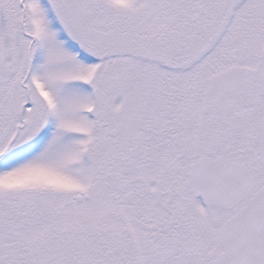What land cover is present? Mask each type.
<instances>
[{
	"label": "snow or ice",
	"instance_id": "1",
	"mask_svg": "<svg viewBox=\"0 0 264 264\" xmlns=\"http://www.w3.org/2000/svg\"><path fill=\"white\" fill-rule=\"evenodd\" d=\"M0 264H264V0H0Z\"/></svg>",
	"mask_w": 264,
	"mask_h": 264
}]
</instances>
